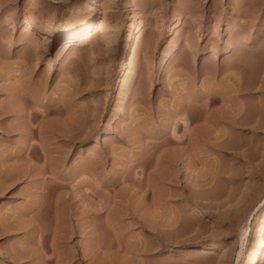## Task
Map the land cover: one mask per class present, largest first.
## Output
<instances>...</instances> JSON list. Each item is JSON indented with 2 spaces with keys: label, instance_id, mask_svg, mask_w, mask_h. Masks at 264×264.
Returning <instances> with one entry per match:
<instances>
[{
  "label": "rangeland",
  "instance_id": "obj_1",
  "mask_svg": "<svg viewBox=\"0 0 264 264\" xmlns=\"http://www.w3.org/2000/svg\"><path fill=\"white\" fill-rule=\"evenodd\" d=\"M86 3L65 49L28 22ZM188 107L232 112L228 142ZM263 214L264 0H0V264H241Z\"/></svg>",
  "mask_w": 264,
  "mask_h": 264
},
{
  "label": "bare ground",
  "instance_id": "obj_2",
  "mask_svg": "<svg viewBox=\"0 0 264 264\" xmlns=\"http://www.w3.org/2000/svg\"><path fill=\"white\" fill-rule=\"evenodd\" d=\"M85 8H90V10L92 11L91 12V16H90V18H89V20H88V22L83 26V27H79V28H77V27H72V25H70V24H64V25H61V26H56V27H53L52 25H50L43 17H42V15L40 16L39 14H33L31 17H30V19H29V24H31V25H33V24H35V23H39V24H41V25H43V26H46V27H48L49 28V30H53V31H56V33L58 32L59 34H62V36L65 38V44L63 45V48L65 49L69 44H70V39H72L73 37H76V36H79L80 34L82 35V34H86V33H89V34H91L90 32H91V29H92V25L93 24H95L96 23V19H97V16H96V14H95V5L94 4H87L86 3V5H85ZM179 24H180V20L178 19V21H177V24H176V26H179ZM90 29V30H89ZM141 33H142V27H141V22H140V24L138 25V28H137V32L134 34V36H133V39H134V41L137 43L138 41H139V38L141 37ZM72 42V41H71ZM231 45V44H230ZM227 46V47H225L224 49H223V52H225V53H227V52H229L230 50H231V47L232 46ZM204 53H206L205 52V50H203V54ZM132 57H133V55H132ZM167 58V57H166ZM165 58V59H166ZM133 60H134V57H133ZM168 62V60H166L165 61V63H164V65H163V67H162V72L165 70L164 68H165V64ZM161 68V67H160ZM131 72H129V70H128V72L126 73V77H127V80H129L130 79V77H131ZM138 93L139 92H137V93H135V95H138ZM141 93V92H140ZM140 97H141V95H140ZM138 98H139V96H138ZM141 99V98H140ZM204 99V98H203ZM207 100V99H206ZM206 100H203V102L205 103V101ZM195 101H200L199 99H195ZM207 104V103H206ZM205 104V105H206ZM206 108V107H205ZM227 108V107H226ZM229 108V107H228ZM227 108V109H228ZM225 110V109H224ZM229 110V109H228ZM227 111V110H226ZM226 111H223V113L221 114V115H218V116H211V115H208V114H205L204 116H202L201 118L203 119V121L201 120V118H199V120L198 121H202L203 123H202V125H201V127L200 128H192L191 127V125L193 124V122L196 120V115H195V113H194V111H193V109L191 110L189 107L185 110V113H184V116H183V124H182V126H184V128L186 129V131L188 132V135L186 136L187 137V139H189V140H193V139H198L199 141H202L204 144H205V146L208 144V143H210V144H212V145H214V146H223L226 142H228L227 140V138H229V137H227V138H225L224 140H219L221 137H224L225 135H229L230 134V130H231V128H235V126L237 125V122L239 121V119L237 118V117H234V116H232V114L230 113V114H228ZM226 112V113H225ZM229 112V111H228ZM205 113V112H204ZM203 114V113H202ZM197 120L195 121V122H198ZM200 121V122H201ZM64 123V122H63ZM62 123V124H63ZM222 123H224V124H227L228 126H230V127H228V129L226 128V127H223L222 126ZM71 124L73 125L74 123L72 122H70V124H68V125H70L71 126ZM221 124V125H220ZM79 125V124H78ZM57 126H59L60 127V125H57ZM65 126V125H64ZM69 126V127H70ZM75 126V125H74ZM80 126V125H79ZM59 127H57V129L59 128ZM66 128H68V127H66ZM66 128H64V129H66ZM72 128H74L73 126H72ZM72 128H70V129H72ZM63 129V130H64ZM84 129V128H83ZM200 129V130H199ZM60 130H62V127L60 128ZM59 130V131H60ZM68 131H69V128H68ZM67 131V132H68ZM72 131V130H71ZM69 133H71L70 131H69ZM212 134H215V135H212ZM178 137V136H177ZM99 138H102V137H100L99 135H97V139H99ZM186 139V138H185ZM216 140H219V141H216ZM167 143H174V142H179L178 140H175V139H173V138H167L166 140H165ZM201 144V143H200ZM204 146V145H203ZM178 157V156H177ZM177 157H176V155H169L168 156V158H167V160L169 161V162H175L176 161V159H177ZM171 163V164H172ZM176 163V162H175ZM167 164H169L168 162H167ZM174 166V165H173ZM168 167L170 168V165H168ZM167 169V168H166ZM168 170V169H167ZM221 171V169L219 170H217V172H216V175L219 173ZM222 172V171H221ZM167 173V172H166ZM162 175H163V173H162ZM165 175V174H164ZM175 176V175H174ZM225 177V176H224ZM163 181V180H162ZM204 186V185H203ZM208 187H203V188H200V192L202 193V194H207L208 193ZM231 193H232V191H231ZM231 193H228L227 194V196H230L231 195ZM158 197H159V195H157ZM159 198H161V202H164V200H166V196H165V199H163L164 198V195H162V196H160ZM124 200V199H123ZM125 201V200H124ZM118 202V201H117ZM161 202H158L157 203V205H161V206H159L158 208H162V209H164V205H166L165 203H161ZM166 202V201H165ZM151 204H152V202H151ZM102 205V204H101ZM101 205H100V209L99 210H102L101 209ZM99 206V205H98ZM103 206V205H102ZM152 206H153V204H152ZM155 207V206H154ZM156 208V207H155ZM159 209V210H160ZM155 210V209H154ZM166 210V209H165ZM164 210V211H165ZM157 211V210H156ZM161 211V210H160ZM128 212V211H127ZM151 213H152V211H151ZM158 213H160V212H158ZM73 214V213H72ZM139 214H141V213H139V211H138V214H136V215H139ZM144 214H146V213H144ZM148 214V213H147ZM146 214V215H147ZM153 214V213H152ZM142 215V214H141ZM150 215V213L146 216V217H148ZM154 215H156V214H153V216ZM145 216V215H144ZM152 216V215H151ZM150 216V217H151ZM158 216V215H157ZM62 217V216H61ZM137 217H140V216H137ZM141 218H143V217H141ZM259 218H261L259 221H261V223L263 222L264 223V214L261 216V217H259ZM258 218V219H259ZM146 219H148V218H146ZM146 219H141L142 221L143 220H146ZM141 221V222H142ZM156 223V222H155ZM142 224H143V222H142ZM153 224V223H152ZM262 225V224H261ZM263 228L260 230V231H257L255 234H254V239H253V245H252V247L250 248L253 252H254V255H252L249 259H247L246 261H244L243 263H241V264H257L258 262H260L261 261V259L264 257V224H263V226H262ZM220 246H221V244L220 243H217V241L216 242H214V243H211L210 245H207V247H209V249H211V250H215V249H218V248H220ZM174 250V249H173ZM171 251V254L174 252V251ZM252 252V253H253ZM241 259V258H240ZM240 262V261H239Z\"/></svg>",
  "mask_w": 264,
  "mask_h": 264
}]
</instances>
